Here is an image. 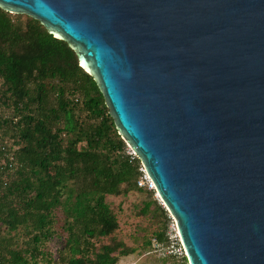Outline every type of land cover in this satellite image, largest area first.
I'll return each mask as SVG.
<instances>
[{
    "label": "water",
    "instance_id": "1",
    "mask_svg": "<svg viewBox=\"0 0 264 264\" xmlns=\"http://www.w3.org/2000/svg\"><path fill=\"white\" fill-rule=\"evenodd\" d=\"M93 75L189 264H264V0H0Z\"/></svg>",
    "mask_w": 264,
    "mask_h": 264
},
{
    "label": "trees",
    "instance_id": "2",
    "mask_svg": "<svg viewBox=\"0 0 264 264\" xmlns=\"http://www.w3.org/2000/svg\"><path fill=\"white\" fill-rule=\"evenodd\" d=\"M25 16L0 7V99L6 96L13 107L12 117L0 114V130L18 144H0L6 161L0 164V264H116L134 249L115 238L98 244L119 227L107 196L137 189L142 163L128 153L76 51ZM153 203L147 201L142 213ZM57 206L68 236L53 263L41 246L56 233ZM155 238L169 240L165 231Z\"/></svg>",
    "mask_w": 264,
    "mask_h": 264
},
{
    "label": "rangeland",
    "instance_id": "3",
    "mask_svg": "<svg viewBox=\"0 0 264 264\" xmlns=\"http://www.w3.org/2000/svg\"><path fill=\"white\" fill-rule=\"evenodd\" d=\"M12 15L15 17L18 16L17 13H12ZM19 15H21L23 20L26 19L25 14L20 13ZM2 86L5 87L3 79L0 78V93ZM10 102L11 100L6 96H4L3 99H0V114L4 115V117H12L13 115V107ZM2 134L3 132L0 130V144L2 141L6 140L9 141V143H12L15 147L18 146V144L15 143V139H3L1 136ZM127 145V151L128 153H131L133 149L128 143ZM5 162L4 159H0V164ZM137 186V189L135 188L124 192L126 188H123L121 194L107 196L108 203L118 217L119 227L111 236L98 240V244L111 242V240L115 238L117 241H123L126 247L134 249L130 254L121 255L116 264H189L187 252L184 246L180 244V241L176 244L177 249H174L170 239L159 243L155 238L156 234L164 231L168 237L176 238L175 231L173 230L175 218L170 213L165 217L162 210L158 208V206H161V208H166V206L165 203L157 198V193L155 191L152 193L150 192L152 190L140 187L138 181ZM139 188H141V190H139ZM151 200L154 203L152 204L150 211L147 212V214H143L142 208L147 201ZM54 214L56 222L54 223L53 228L56 233L51 239L44 241L41 246L53 255V263L58 261L55 259V256L58 257V252L65 247L64 238L68 236L67 231H65L64 228V210L61 209L60 206H57L54 209ZM19 231V242L23 243V240H27L26 230L21 228ZM149 238L152 239L150 245L147 244Z\"/></svg>",
    "mask_w": 264,
    "mask_h": 264
},
{
    "label": "built area",
    "instance_id": "4",
    "mask_svg": "<svg viewBox=\"0 0 264 264\" xmlns=\"http://www.w3.org/2000/svg\"><path fill=\"white\" fill-rule=\"evenodd\" d=\"M131 154L136 155L134 151H132ZM140 170H141L142 174L139 176V179H138L139 186L140 187H145L146 189H149V190H152V191H155L157 193V198L162 201L159 193L156 191V186H155L153 180L151 179V177L149 176V174L147 173V171L145 170L143 165L140 168ZM173 230L175 231L176 238L169 237V239L172 242V247L174 249H177V245L176 244L179 243V241H180L181 245H183V244H182V241H181V238H180V234H179L178 227H177L175 219H174V223H173Z\"/></svg>",
    "mask_w": 264,
    "mask_h": 264
}]
</instances>
